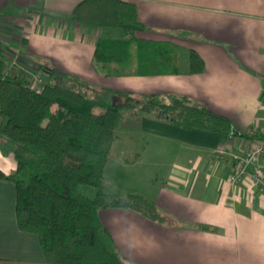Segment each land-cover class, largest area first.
Returning <instances> with one entry per match:
<instances>
[{
  "label": "crops",
  "instance_id": "0c3cea01",
  "mask_svg": "<svg viewBox=\"0 0 264 264\" xmlns=\"http://www.w3.org/2000/svg\"><path fill=\"white\" fill-rule=\"evenodd\" d=\"M82 1L0 0V38L10 67L41 76L16 62L22 55L114 92L188 97L246 136L185 131L167 120L127 115L155 139L146 144L153 157L144 178L159 172L162 182L152 198L145 196L173 222L100 210L119 254L129 264H264V188L227 181L252 142L264 139V0H122L135 6L145 28L132 36L70 21ZM102 39L130 42L111 48V59L96 65ZM190 52L203 60L202 74H188ZM147 62L154 69L175 65L178 72L136 76ZM258 163L264 177V156ZM16 169L12 154L0 151V172ZM245 171L255 173L251 165ZM15 203L14 185L0 180V264H46L37 238L19 231Z\"/></svg>",
  "mask_w": 264,
  "mask_h": 264
},
{
  "label": "trees",
  "instance_id": "16d2710c",
  "mask_svg": "<svg viewBox=\"0 0 264 264\" xmlns=\"http://www.w3.org/2000/svg\"><path fill=\"white\" fill-rule=\"evenodd\" d=\"M68 19L131 36L145 29L135 6L122 0H83ZM129 42L100 40L95 64L111 59V48L118 51ZM5 53L0 38V151L12 154L17 169L11 175L0 172V180L14 185L17 227L37 238L46 264H129L101 224L100 210H129L159 225L173 222L144 196L114 198L102 191L107 158L126 115L167 120L185 131L246 138L228 118L188 97L114 92L50 66L38 72L44 81L40 92L33 91L31 77L10 67ZM173 66L154 69L147 62L133 73H177ZM204 70L201 57L190 52L188 74ZM82 186L95 189L93 196L80 193Z\"/></svg>",
  "mask_w": 264,
  "mask_h": 264
},
{
  "label": "rangeland",
  "instance_id": "374dc122",
  "mask_svg": "<svg viewBox=\"0 0 264 264\" xmlns=\"http://www.w3.org/2000/svg\"><path fill=\"white\" fill-rule=\"evenodd\" d=\"M34 76L43 81V79H41L42 75ZM126 118L127 115L116 131V136L118 138L110 152L111 156L109 157L107 171H105L102 191L108 197L114 198H126L131 194L152 198L153 194H156L154 190L161 186L162 182V175L159 172H153L149 174L146 179L144 178V176L148 174L150 159L153 157V155L150 154V148L146 147V144L155 142V139L147 134L141 133L137 129L139 126L136 120ZM124 154L126 155L124 156ZM123 157H125L124 159L127 160L130 165H123L126 164L122 160ZM134 171L139 173L137 174ZM144 172L146 173L143 174ZM134 179H140L142 182ZM135 181L141 184V186L139 185L141 188L135 185ZM134 189H139V191ZM79 191L89 197L93 196L95 193V189L88 186L80 187Z\"/></svg>",
  "mask_w": 264,
  "mask_h": 264
},
{
  "label": "built area",
  "instance_id": "2783aa9c",
  "mask_svg": "<svg viewBox=\"0 0 264 264\" xmlns=\"http://www.w3.org/2000/svg\"><path fill=\"white\" fill-rule=\"evenodd\" d=\"M42 84V81L36 76H32L30 79L29 88L33 91L40 92L39 86ZM261 134L264 137V129L261 130ZM249 137L255 136V131H250L248 133ZM264 156V139L258 140L255 139L250 149L244 158L240 159V161L235 165L232 169L231 173L228 176V183L230 184H238V183H246L251 186H258L264 188V177L261 175V166L259 165V160ZM253 166L255 173L253 175L246 174V167Z\"/></svg>",
  "mask_w": 264,
  "mask_h": 264
},
{
  "label": "water",
  "instance_id": "95a60500",
  "mask_svg": "<svg viewBox=\"0 0 264 264\" xmlns=\"http://www.w3.org/2000/svg\"><path fill=\"white\" fill-rule=\"evenodd\" d=\"M16 62L18 64L26 67L27 69H29V70H31L33 72H36V73L44 70V67L41 64H39V63H37L35 61H32V60H30V59H28V58H26V57H24L22 55H18L17 56ZM112 101H113L112 103L115 105L117 99L113 98Z\"/></svg>",
  "mask_w": 264,
  "mask_h": 264
}]
</instances>
